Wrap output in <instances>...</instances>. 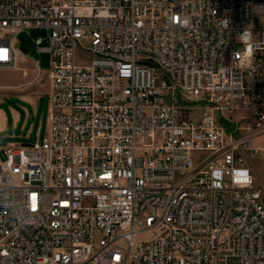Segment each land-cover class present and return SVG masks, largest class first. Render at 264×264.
<instances>
[{
    "label": "built area",
    "instance_id": "built-area-1",
    "mask_svg": "<svg viewBox=\"0 0 264 264\" xmlns=\"http://www.w3.org/2000/svg\"><path fill=\"white\" fill-rule=\"evenodd\" d=\"M26 29L49 125L0 148V264H264V0H0V69Z\"/></svg>",
    "mask_w": 264,
    "mask_h": 264
},
{
    "label": "rangeland",
    "instance_id": "rangeland-1",
    "mask_svg": "<svg viewBox=\"0 0 264 264\" xmlns=\"http://www.w3.org/2000/svg\"><path fill=\"white\" fill-rule=\"evenodd\" d=\"M42 35L39 30L26 29L16 38L19 50L27 60L38 62L40 70L37 69L35 63L23 62L17 70L0 69V109L5 111L8 120V129L0 131V148L40 142L47 134L50 99L44 92L49 83L48 74L45 71L50 68V55L39 53L34 47V40ZM21 95L35 98V101L30 102L23 99ZM176 101L183 103L178 97ZM186 104L192 105L193 103ZM12 111L20 116L16 124L13 123ZM0 157L5 158L2 152H0ZM245 158L254 172L255 185L263 189L264 204V152L255 156L248 153ZM228 263L241 264V260L231 257Z\"/></svg>",
    "mask_w": 264,
    "mask_h": 264
},
{
    "label": "crops",
    "instance_id": "crops-1",
    "mask_svg": "<svg viewBox=\"0 0 264 264\" xmlns=\"http://www.w3.org/2000/svg\"><path fill=\"white\" fill-rule=\"evenodd\" d=\"M22 62L23 63H36V62H33V61H29L27 60L25 57L22 59ZM44 93H48V88L46 90V92ZM21 97L23 99H26V100H29L30 102H34L35 101V98H29L28 96L26 95H21ZM19 114H17L15 111H12V118H13V123L16 124L17 120L19 119ZM8 120H7V117H6V113L4 110H1L0 109V131H3L4 129H8ZM24 144V143H23ZM21 144V145H23Z\"/></svg>",
    "mask_w": 264,
    "mask_h": 264
},
{
    "label": "water",
    "instance_id": "water-1",
    "mask_svg": "<svg viewBox=\"0 0 264 264\" xmlns=\"http://www.w3.org/2000/svg\"><path fill=\"white\" fill-rule=\"evenodd\" d=\"M23 145H24V146H28V145H30V143H24Z\"/></svg>",
    "mask_w": 264,
    "mask_h": 264
}]
</instances>
